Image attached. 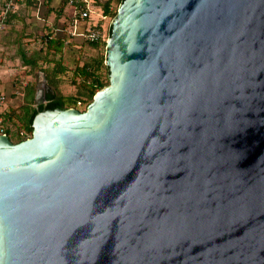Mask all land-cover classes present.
<instances>
[{
    "label": "water",
    "instance_id": "water-1",
    "mask_svg": "<svg viewBox=\"0 0 264 264\" xmlns=\"http://www.w3.org/2000/svg\"><path fill=\"white\" fill-rule=\"evenodd\" d=\"M104 64L0 133V264H264V0H122Z\"/></svg>",
    "mask_w": 264,
    "mask_h": 264
},
{
    "label": "rangeland",
    "instance_id": "rangeland-1",
    "mask_svg": "<svg viewBox=\"0 0 264 264\" xmlns=\"http://www.w3.org/2000/svg\"><path fill=\"white\" fill-rule=\"evenodd\" d=\"M98 1L107 0L90 3L88 22L99 23L104 29H109L111 19L101 18ZM112 3L117 8L119 2L115 0ZM66 4V0L29 1L12 12L5 22L0 36V92L5 97L0 101V130L7 131L13 142H17L24 132L21 117L25 107H36L34 95L43 78L54 94L73 97L81 79L76 67L83 63L94 66L96 59L105 57V42L93 45L83 35L74 34V24L67 16L73 8L68 4L66 10ZM47 37L63 38L61 49H50L46 54ZM45 55L47 59H52L51 62L45 61ZM25 58L35 59L36 64H24ZM60 68L62 70L56 71L52 83H49L42 69L50 72ZM100 74L105 81L108 74L105 65L101 66ZM80 99L85 101L79 107L83 110L90 100L85 97Z\"/></svg>",
    "mask_w": 264,
    "mask_h": 264
},
{
    "label": "trees",
    "instance_id": "trees-1",
    "mask_svg": "<svg viewBox=\"0 0 264 264\" xmlns=\"http://www.w3.org/2000/svg\"><path fill=\"white\" fill-rule=\"evenodd\" d=\"M113 1L115 0H107L105 2L98 1V7L100 8L101 16L104 18H109L112 19V17L116 14V7L113 5ZM117 2H122V0H116ZM110 34V27L108 29V35ZM93 45L101 44V43H92ZM104 43V42H102ZM64 44V39L59 38V37H47L45 41L46 45V54L50 49H54V51H58L61 49V47ZM45 61L51 62L52 59H47L45 55ZM105 57H100L96 59V64L92 66L90 63H83L80 67H76V73L81 77L78 85L79 89L77 90L76 95L69 96V97H64L60 95L59 93L54 94V98L47 102L45 105H38L36 107L33 106H26L25 107V112L21 117V121L23 123V129L24 132L22 135L18 138L17 141H21L28 137V135H31L32 131V126L31 122L34 117V115L44 109V108H67V107H76L77 102L80 101L81 103L84 104V100H81L80 98L85 97L88 100H92L94 94L104 86L108 84V74L106 75V80L102 78L100 74V68L101 66L105 65L104 64ZM24 64H31L35 65L36 61L35 59L31 58H25L24 59ZM55 66V65H54ZM107 68V66L105 65ZM62 68L56 69L55 71H47L46 69H42L43 72H45L46 79L49 83H52V78L53 74L57 72H60ZM32 103V102H30ZM3 131V130H2ZM3 133L7 134V131H3Z\"/></svg>",
    "mask_w": 264,
    "mask_h": 264
},
{
    "label": "built area",
    "instance_id": "built-area-1",
    "mask_svg": "<svg viewBox=\"0 0 264 264\" xmlns=\"http://www.w3.org/2000/svg\"><path fill=\"white\" fill-rule=\"evenodd\" d=\"M18 0H2V5L0 7V36L5 27V22L10 12L14 10L15 4ZM95 0H67V4H70L73 8V14L79 19L85 20V26L81 33L88 42L92 43H102L105 42L108 36V28L104 29L102 24L99 23H89L91 11V2ZM101 18L105 19L101 16ZM5 99L4 95H0V101ZM83 103L77 102V108L82 107ZM0 133H3L0 130Z\"/></svg>",
    "mask_w": 264,
    "mask_h": 264
},
{
    "label": "crops",
    "instance_id": "crops-1",
    "mask_svg": "<svg viewBox=\"0 0 264 264\" xmlns=\"http://www.w3.org/2000/svg\"><path fill=\"white\" fill-rule=\"evenodd\" d=\"M29 1H33V0H18L16 2L14 10L12 12L14 13L22 4H26V2H29ZM66 3H67V0H66ZM1 5H2V0H0V7H1ZM67 5L68 4H66V7H65L66 10H67ZM12 12L9 13L7 19L9 18L10 14ZM67 16L70 17L71 23L74 24V28H73L74 34H76V35L81 34L83 29H84L86 21L83 19H79L78 17H75L73 14V9H72V11H70L69 14L67 13ZM0 95H2V92H0Z\"/></svg>",
    "mask_w": 264,
    "mask_h": 264
}]
</instances>
